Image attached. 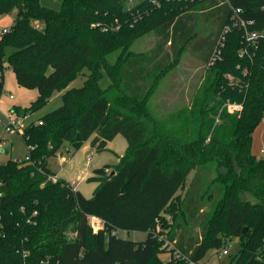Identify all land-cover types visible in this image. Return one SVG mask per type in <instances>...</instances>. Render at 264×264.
<instances>
[{
    "label": "trees",
    "instance_id": "16d2710c",
    "mask_svg": "<svg viewBox=\"0 0 264 264\" xmlns=\"http://www.w3.org/2000/svg\"><path fill=\"white\" fill-rule=\"evenodd\" d=\"M128 1L62 0L54 10L0 0V16L15 15L0 35V97L7 65L20 87L37 91L12 113H35L54 93L62 101L23 129L26 157L0 164V264H18L23 253L25 264H203L231 238L239 248L230 264H264V158L252 153L264 117V39L246 44L232 22L239 10L249 30L264 29V0ZM146 35L151 47L133 51ZM217 48L220 60L210 65ZM187 49L197 54L200 83L191 84L187 106L157 108L154 117L149 101ZM80 75L81 87L68 88ZM117 135L126 151L92 171L90 198L64 179L45 181L55 176L48 159L65 143L77 152L90 140L102 152ZM176 198L180 211L161 238L156 221ZM90 218L100 222L95 231ZM178 220L198 234L177 235ZM117 230L146 237L125 240ZM173 244L163 262V246Z\"/></svg>",
    "mask_w": 264,
    "mask_h": 264
},
{
    "label": "rangeland",
    "instance_id": "374dc122",
    "mask_svg": "<svg viewBox=\"0 0 264 264\" xmlns=\"http://www.w3.org/2000/svg\"><path fill=\"white\" fill-rule=\"evenodd\" d=\"M140 0H129V5L136 4ZM40 4L51 8L54 10H58L61 7L62 0H39ZM14 13L9 15L0 16V35L3 30L9 29V24L14 19ZM205 26L202 21V25L199 27V38H203L206 35ZM153 37L151 35H146L135 42L132 50L135 52L146 51L152 45ZM113 60V58H111ZM111 60V61H112ZM197 63V54L193 53L191 49H187L181 56V62L176 70L170 72L164 80L161 82L158 90L166 91L169 87L170 79L173 76L183 74L186 66L196 65ZM199 72L202 73L203 70L199 69ZM84 74H87V71H83ZM84 78L82 75L78 76L68 88H79L83 84ZM109 85V80L107 77H103L100 81V87L102 89L106 88ZM157 90V91H158ZM37 95V91L33 89H26L20 87L15 80V76L10 67L7 65L4 69V92L0 97V119L4 117L11 118H20L22 124L26 127L30 124H34L38 121V119L52 112L61 106V93H54L49 101L40 108L37 112L32 113L30 115H26L22 117L18 115L13 110L18 109L19 112H24L26 108L30 105V103L35 100ZM9 96H12V99H9ZM153 99L149 102V109L154 117L159 115L158 111H155L153 108ZM166 109V108H165ZM257 140L253 144V152L258 158H264V138L258 137L259 131L264 132V117H262L260 123L256 127ZM1 134V127H0ZM119 140L122 142L119 143ZM68 147V144H64L57 157H52L49 159L50 169L53 170L60 179H65L72 185L73 188L78 189V191L85 197L90 198L93 194V191L96 188L95 183L87 182V178L92 176V171L96 168L103 166L104 164L116 165L119 162L120 156L124 155V147H125V139L118 135L117 138L110 144V150L95 152L90 154L87 149H82L78 152H71V154L65 153V148ZM70 149V148H69ZM5 153L0 154V164L5 163L8 160L17 162L23 160L27 155V150L25 145L21 140V136L19 133H12L7 137V142L5 146ZM59 157V159H58ZM88 157H90V161H88ZM62 159V162L59 160ZM89 173L90 175L87 177L85 174ZM194 172L191 171L185 180V187L187 188L193 178ZM52 180L55 181L56 178H46L45 181ZM184 194V190L178 192L179 199H182ZM179 200L176 198L174 203L170 205V207L164 212L162 220H157L155 224V230L160 234L161 238L164 237L165 233L170 229L169 224L174 222L176 216L178 215L179 209ZM179 221V220H178ZM89 223L93 229L96 230L98 223L93 219H89ZM179 228L177 229V235H182L185 230V238L186 236H195L198 234V229L196 227H191L188 224L184 223L182 220L177 222ZM116 236L121 239L131 240V241H142L145 239L146 234L142 232H128L124 230H117L115 232ZM71 235V234H70ZM72 236V235H71ZM178 239V236L177 238ZM173 245H164V252L159 254V258L166 262L169 260L171 253H175ZM175 247V246H174ZM239 248V240L237 238H231L227 244L225 245L222 252L217 253L216 251H210L206 254L203 259V264H230L231 258L235 256ZM224 252V253H223Z\"/></svg>",
    "mask_w": 264,
    "mask_h": 264
},
{
    "label": "crops",
    "instance_id": "0c3cea01",
    "mask_svg": "<svg viewBox=\"0 0 264 264\" xmlns=\"http://www.w3.org/2000/svg\"><path fill=\"white\" fill-rule=\"evenodd\" d=\"M12 22H13V20H12ZM12 22H10V23L12 24ZM11 24H9V27H10ZM180 62H181V60H180ZM180 62L170 72L176 70V68H178V66L180 65ZM199 69H200L199 64L186 66V68L183 71V74H179V75L173 76L170 79L169 87L167 88V90L166 91H159L158 90L152 96V98L150 99V101L152 99L154 100L153 101L154 110L157 111V108H158V109H160V111L161 110L163 111L164 107H166V111L170 112V111L178 109L180 107L187 106L189 104V95H190V91H191V89H190L191 84L194 85L197 80L200 83ZM258 130L255 129V131L253 133L252 148H253L254 142H256V140H257L256 134H257ZM117 136L113 140L107 142L106 149L104 151L110 150V144L117 138ZM261 136H262V138H264V132L259 131L258 137H261ZM119 143L121 144L122 142L119 140ZM126 147H127V145H126V141H125L124 153L126 151ZM64 148H65V153L66 154H68V155L71 154L72 151H71V149H69L70 147L69 148L68 147H64ZM82 149H87V151H89L90 154L96 152L90 146V140L86 141L78 151H80ZM252 153L254 154L253 149H252ZM55 157H57V155ZM120 157H122V156H120ZM58 159H59V157H58ZM90 159L91 158L88 157V161H90ZM59 162H62V159H60ZM104 165H106V164H104ZM47 168L55 175L54 177L56 179H60L57 176V174L53 170L50 169L49 159L47 161ZM85 175L88 177L90 174L86 173ZM65 181L68 182L67 180H65ZM186 189L187 188L185 187L184 192H185ZM75 190L78 191V189H75ZM90 219L95 220V222L98 223V226L100 225V222H99L98 219H96V218H90Z\"/></svg>",
    "mask_w": 264,
    "mask_h": 264
},
{
    "label": "built area",
    "instance_id": "2783aa9c",
    "mask_svg": "<svg viewBox=\"0 0 264 264\" xmlns=\"http://www.w3.org/2000/svg\"><path fill=\"white\" fill-rule=\"evenodd\" d=\"M239 10H235L234 15L232 16L233 25L237 26L239 29L242 30L243 33V40L248 45L255 44L258 40L264 39V29L262 30H249V25L252 22H245L244 20L239 18ZM8 30H3L1 34L7 33ZM219 46L222 47V42L219 43ZM220 60V49L217 48L214 50L212 56L209 59V64L213 65L215 62ZM9 99H12V96H9ZM240 105L237 104H229L227 105V110L230 112L239 111ZM26 116V115H25ZM22 116V117H25ZM0 127H1V134H0V154L5 153V146L7 142V137L10 136L12 133H19L20 136L22 134L23 129L25 126L22 124L20 118H11V117H4L0 119ZM224 253V252H223ZM27 256L26 253L22 254V261L18 264H25V257Z\"/></svg>",
    "mask_w": 264,
    "mask_h": 264
},
{
    "label": "water",
    "instance_id": "95a60500",
    "mask_svg": "<svg viewBox=\"0 0 264 264\" xmlns=\"http://www.w3.org/2000/svg\"><path fill=\"white\" fill-rule=\"evenodd\" d=\"M110 175H113V172H111Z\"/></svg>",
    "mask_w": 264,
    "mask_h": 264
}]
</instances>
